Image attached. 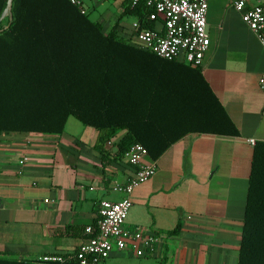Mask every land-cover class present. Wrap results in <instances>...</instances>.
Here are the masks:
<instances>
[{
  "label": "crops",
  "instance_id": "0c3cea01",
  "mask_svg": "<svg viewBox=\"0 0 264 264\" xmlns=\"http://www.w3.org/2000/svg\"><path fill=\"white\" fill-rule=\"evenodd\" d=\"M102 1L103 11L91 14L87 4L98 0H79L103 35L118 21L116 36L134 48L112 50L104 66L96 59L61 69L70 78L64 102L79 106L88 123L70 115L59 135L0 132V257L67 255L86 242L98 201L120 200L112 186L131 176L125 156L100 159L96 146L104 137L102 148L111 153L132 143L161 152L154 174L131 191L125 219L126 227L155 233L159 242L144 257L113 251L97 264H235L252 145L264 142L262 46L228 0H207L208 47L199 73L237 136L175 138L170 130L201 126L199 79L179 59L166 62L133 44L135 20L122 15L126 0ZM257 3L264 8V0Z\"/></svg>",
  "mask_w": 264,
  "mask_h": 264
},
{
  "label": "trees",
  "instance_id": "16d2710c",
  "mask_svg": "<svg viewBox=\"0 0 264 264\" xmlns=\"http://www.w3.org/2000/svg\"><path fill=\"white\" fill-rule=\"evenodd\" d=\"M125 4L122 15L132 17L137 30L156 28V23L148 20L149 10L143 1L131 4L126 0ZM5 5L6 0H0V15ZM117 22L103 35L100 26L89 21L86 14H80L69 0H11L9 17L0 20V132L59 135L70 115L79 123H88L82 122L79 106L64 102L70 78L61 69L96 59L102 60L104 66L112 50L134 48L116 36ZM191 70L202 89L201 126L170 131L177 132L175 138L188 132L237 136L236 128L201 79L199 68ZM106 73L105 67L103 75ZM55 95L62 98V103H50ZM105 139L99 138L100 144L96 146L102 161L109 156L113 161L125 156L127 150H104ZM160 155L161 152L147 153L152 161ZM178 229L176 224L169 234H176ZM0 264L57 263L0 257ZM61 264H77V260ZM235 264H264V142L252 145Z\"/></svg>",
  "mask_w": 264,
  "mask_h": 264
},
{
  "label": "built area",
  "instance_id": "2783aa9c",
  "mask_svg": "<svg viewBox=\"0 0 264 264\" xmlns=\"http://www.w3.org/2000/svg\"><path fill=\"white\" fill-rule=\"evenodd\" d=\"M131 4L143 1L148 8V20L156 23L153 30H137L136 22L131 25V41L141 49L150 50L163 61L179 59L186 66L199 68L208 47L205 32L207 0H128ZM247 7L248 0H228L232 8L241 14L248 30L264 50V8L257 0ZM85 14L79 0H69ZM257 85L264 98V75L257 79ZM147 152L139 143L128 146L125 158L131 169V176L124 184L114 183L113 191L123 197L118 201L101 199L97 203V217L92 226H86L84 233L88 239L74 252L51 257H38L36 262L61 264L76 259L77 264H97L113 251L129 250L134 257L148 255L159 236L138 227L128 228L125 219L130 208L131 191L148 180L155 171V163L146 160ZM26 159L18 161L21 165Z\"/></svg>",
  "mask_w": 264,
  "mask_h": 264
},
{
  "label": "rangeland",
  "instance_id": "374dc122",
  "mask_svg": "<svg viewBox=\"0 0 264 264\" xmlns=\"http://www.w3.org/2000/svg\"><path fill=\"white\" fill-rule=\"evenodd\" d=\"M107 2L108 3H110V2H112V0H107ZM103 1L102 0H98V2H96V3H94L93 4V7H91L89 4H87L88 5V11H89V13H95V14H100L102 11H103V6H104V4L105 3H103ZM130 21V19L129 18H125V22H129ZM75 124H76V126H79V123L78 122H75V121H73ZM67 128V130L69 129V127L67 126L66 127Z\"/></svg>",
  "mask_w": 264,
  "mask_h": 264
},
{
  "label": "water",
  "instance_id": "95a60500",
  "mask_svg": "<svg viewBox=\"0 0 264 264\" xmlns=\"http://www.w3.org/2000/svg\"><path fill=\"white\" fill-rule=\"evenodd\" d=\"M10 1L11 0H6V5H5V8L0 15V20H2L5 17H9Z\"/></svg>",
  "mask_w": 264,
  "mask_h": 264
}]
</instances>
